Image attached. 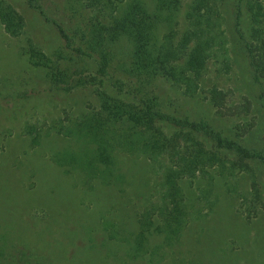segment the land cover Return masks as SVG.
<instances>
[{
  "label": "rangeland",
  "instance_id": "374dc122",
  "mask_svg": "<svg viewBox=\"0 0 264 264\" xmlns=\"http://www.w3.org/2000/svg\"><path fill=\"white\" fill-rule=\"evenodd\" d=\"M238 1L0 0V251L55 264H264V163L129 119L154 95V110L204 118L264 155V0H246L240 24ZM133 6L149 24L106 32L86 56L92 30ZM138 50L155 61L144 82L131 72ZM128 74L118 89L113 78Z\"/></svg>",
  "mask_w": 264,
  "mask_h": 264
},
{
  "label": "trees",
  "instance_id": "16d2710c",
  "mask_svg": "<svg viewBox=\"0 0 264 264\" xmlns=\"http://www.w3.org/2000/svg\"><path fill=\"white\" fill-rule=\"evenodd\" d=\"M248 1V0H247ZM31 6H37L40 8L39 0H28ZM38 2V4H36ZM244 3L246 4V0H240L237 3L236 7V15H235V21L237 24H240L241 17L244 9ZM257 5H254L253 3L250 4L251 11L254 12V14L258 13V9H256ZM138 6H133L128 14L124 15L123 17L117 19L114 21V24L112 26H100V28H96L92 30L90 34V43H89V49L91 52L86 54V56H91L92 53L98 48L102 47L104 48V38L106 32L110 30H114V36L116 37L119 32H127L131 31L134 28H145L146 25L150 22V16L146 14L145 12L138 11ZM5 13H1L2 17H5ZM53 24L56 25L62 35V37L66 40L67 45L70 47V50L75 55H85V51L83 50V47L78 44V41L75 37V33L68 31L65 27L61 25L56 20H53ZM256 31V28H255ZM245 41V46L251 51V47L249 45V42L247 40ZM138 58L133 63V67L131 68V72H134V74H137V78L140 79V81L144 82L145 75L151 74L154 72L153 64L155 61L151 59L148 55L144 56L143 50H138ZM42 57H44L42 55ZM112 59L110 50L104 51L101 56L97 57L98 61V67L99 71L103 75H108V71L106 68L109 67L110 61ZM193 71L197 73V70L192 67ZM60 74L57 72L56 76ZM173 75V74H172ZM110 78H113L112 76H109ZM131 77H135L132 75H125L123 77L116 76L113 78L114 85L120 89L124 88V86L128 85V82H134V80ZM157 96H152L150 98H145V96L142 99L143 106L141 109H134L131 114H129V119L133 122H143L147 125L150 124L153 120V118L160 119L164 122H167L169 124H172L174 127L178 128H188L191 131L195 132H201L205 136L212 139L214 145L217 148L221 149H227L233 151L235 154L241 157H255L258 160H261L264 163V155L262 152L259 151H250L248 148H245L244 146L237 143L235 140L228 139L220 130H216L213 127L208 124V122L202 118L200 120H191L187 117L183 116H175L172 115L166 111H159L154 110L153 107L156 105ZM164 138V137H163ZM155 141H153L154 143ZM201 157V156H200ZM205 160L201 158H195L193 157L187 162V166L190 170H193L195 168H198L199 164H204ZM178 171H173L169 174V176H173L177 174ZM33 254L29 253L28 250H22L20 253L15 252L13 255H7V253L0 251V264H55L52 259L48 257H44L45 260H41L43 255H39L36 252L32 251ZM7 255V256H6ZM47 258V259H46Z\"/></svg>",
  "mask_w": 264,
  "mask_h": 264
}]
</instances>
